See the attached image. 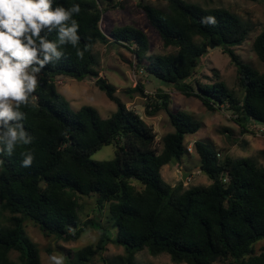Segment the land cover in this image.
I'll use <instances>...</instances> for the list:
<instances>
[{
  "label": "trees",
  "instance_id": "trees-1",
  "mask_svg": "<svg viewBox=\"0 0 264 264\" xmlns=\"http://www.w3.org/2000/svg\"><path fill=\"white\" fill-rule=\"evenodd\" d=\"M162 1L164 6L140 3L138 7L163 47L174 51L146 59L143 65L149 50L143 31L131 25L114 27L108 35L100 30L103 12L121 8V3L56 0L54 6H80L79 15L73 16L80 40L76 47L61 46L64 55L40 74L36 104L20 108L26 113L22 123L34 137L33 143L18 145L11 156L0 155V264H42L37 246L26 235L25 222L35 225L43 236L63 242H75L88 227L95 228L97 243L77 250L71 260L67 257L68 264H94L95 258L104 261L107 244L123 248L118 264H137L135 254L143 249L151 256L167 254L176 264H264V168L249 159H219L208 145L196 141L199 169L210 184L171 186L161 170L171 164L180 166L188 153L185 138L197 133L200 122L185 112H172L169 95L158 91L148 98L145 113L154 116L164 111L173 129L163 136L158 149L152 130L126 108L115 95V87L99 76L94 46L127 44L136 66L142 65L156 81L195 98L208 111L226 105L242 131L251 122L264 125V72L242 62L233 50L245 42L249 29L224 8ZM206 17H214L216 23L202 22ZM42 35L57 40L56 31ZM211 44L235 66L239 93L223 81L194 80ZM251 49L264 65V29L254 37ZM57 77L95 79V86L116 105L115 113L103 119L89 106L73 111L56 90ZM134 91L148 97L141 85ZM108 145L115 148L113 159H91ZM29 150L35 159L24 168L22 154ZM79 197L96 199V219L80 221ZM105 210L112 231L117 229L113 236L100 223ZM259 243L262 246L257 250ZM11 253L17 254L16 260L10 258Z\"/></svg>",
  "mask_w": 264,
  "mask_h": 264
},
{
  "label": "rangeland",
  "instance_id": "rangeland-1",
  "mask_svg": "<svg viewBox=\"0 0 264 264\" xmlns=\"http://www.w3.org/2000/svg\"><path fill=\"white\" fill-rule=\"evenodd\" d=\"M122 4L121 8L111 9L103 12L99 24L100 30L108 35L114 27L123 25L134 26L143 31L147 37L149 50L144 55L142 64L146 59L155 55L172 53V48H164L159 37L149 26L143 11L138 7L140 3L154 6H164L162 0H115ZM190 5H198L202 8H224L238 16L240 21L249 29L245 42L235 47L234 53L240 60L249 64L259 72H264V65L257 59L251 49L254 37L264 29V2H249L245 0H183ZM110 40V39H109ZM93 54L97 62L99 76L115 87V95L125 104L126 108L138 114L155 135V144L160 149V140L164 135L173 131L168 117L164 111H159L154 116L145 113L149 97H154L158 91H163L170 97L169 109L172 112H185L201 127L195 135L185 138L187 152L181 158L180 166L171 164L164 166L161 170L163 180L174 186L181 182L184 187L207 186L210 180L200 171V160L194 149V142L199 141L218 153V158L230 157L232 159H249L256 165L264 168V125L251 122L246 131H242L233 121L234 116L227 110V106H220L215 111H208L201 103L192 97H185L173 86L164 85L150 77L145 70L136 66V59L131 48L127 44L116 45L109 42L106 45L97 43L93 48ZM201 83H213L223 81L229 90L239 93L236 80V69L229 57L223 54L218 47L208 48L207 54L196 68L194 80ZM56 90L69 103L73 111L89 106L97 111L101 118L110 117L116 111V105L111 102L105 94L95 86V79L86 78L76 81L67 77L55 78ZM139 85L143 87V97L134 91ZM190 148V152L188 151ZM114 146H103L96 151L91 159L94 161L111 160L114 157ZM182 172L188 174L181 181ZM135 188L140 189L133 182ZM78 215L81 222L98 216L97 203L94 197L78 198ZM100 223L108 229L107 233L113 236L110 223H108L107 210L101 214ZM24 229L27 237L37 246L42 264H51L49 257L62 255L64 264L71 260L77 250L95 245L99 239V232L88 227L82 236L75 242H63L55 238H47L31 222H25ZM261 243L256 245L259 250ZM17 254L11 253L10 258L16 260ZM124 257L123 248L107 244L102 254L101 261L93 260L94 264H118L119 259ZM137 264H176L167 254L151 256L147 249L135 254ZM226 264V263H216Z\"/></svg>",
  "mask_w": 264,
  "mask_h": 264
},
{
  "label": "clouds",
  "instance_id": "clouds-1",
  "mask_svg": "<svg viewBox=\"0 0 264 264\" xmlns=\"http://www.w3.org/2000/svg\"><path fill=\"white\" fill-rule=\"evenodd\" d=\"M56 0H0V155L11 156L18 145L34 141L22 121L26 113L22 106L35 105L34 95L41 72L58 61L64 53L61 46L78 45V4L65 8ZM215 24L214 17L202 21ZM56 31L57 40L51 41L42 33ZM77 55L83 58V52ZM21 166L31 167L33 151L22 154ZM3 160H0V164ZM51 264H64L62 255L49 257Z\"/></svg>",
  "mask_w": 264,
  "mask_h": 264
},
{
  "label": "water",
  "instance_id": "water-1",
  "mask_svg": "<svg viewBox=\"0 0 264 264\" xmlns=\"http://www.w3.org/2000/svg\"><path fill=\"white\" fill-rule=\"evenodd\" d=\"M213 47H215V45H212V44H211L209 48L211 49V48H213ZM186 176H188V174H186V173L182 172L181 181H184V180H185V178H186Z\"/></svg>",
  "mask_w": 264,
  "mask_h": 264
},
{
  "label": "built area",
  "instance_id": "built-area-1",
  "mask_svg": "<svg viewBox=\"0 0 264 264\" xmlns=\"http://www.w3.org/2000/svg\"><path fill=\"white\" fill-rule=\"evenodd\" d=\"M120 1H122V0H120ZM188 149H189L188 151L190 152V148H188ZM224 180H226V179H224Z\"/></svg>",
  "mask_w": 264,
  "mask_h": 264
}]
</instances>
